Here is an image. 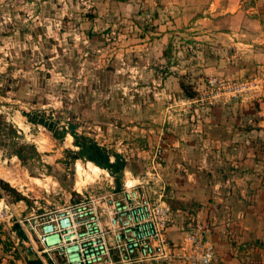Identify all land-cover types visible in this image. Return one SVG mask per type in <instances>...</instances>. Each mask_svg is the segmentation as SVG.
Returning <instances> with one entry per match:
<instances>
[{
    "label": "rangeland",
    "instance_id": "1",
    "mask_svg": "<svg viewBox=\"0 0 264 264\" xmlns=\"http://www.w3.org/2000/svg\"><path fill=\"white\" fill-rule=\"evenodd\" d=\"M247 3L0 0V264L35 256L17 219L137 179L207 224L214 264H264L239 224L264 207V0ZM71 130L121 157L118 183L83 180Z\"/></svg>",
    "mask_w": 264,
    "mask_h": 264
},
{
    "label": "built area",
    "instance_id": "2",
    "mask_svg": "<svg viewBox=\"0 0 264 264\" xmlns=\"http://www.w3.org/2000/svg\"><path fill=\"white\" fill-rule=\"evenodd\" d=\"M133 181L120 191L83 195L32 222L17 219L29 250L40 264H213L207 224L190 217L181 240L172 241L174 216L162 189H151L144 179Z\"/></svg>",
    "mask_w": 264,
    "mask_h": 264
},
{
    "label": "crops",
    "instance_id": "3",
    "mask_svg": "<svg viewBox=\"0 0 264 264\" xmlns=\"http://www.w3.org/2000/svg\"><path fill=\"white\" fill-rule=\"evenodd\" d=\"M121 1H125V0H121ZM127 1V0H126ZM129 1V0H128ZM260 1V0H259ZM231 2L236 3V7L234 9H226L224 12H230V13H236L237 15L242 13L245 17L251 16L250 11L252 10V12H256L257 14H259L258 12V7H249L247 0H234V1H229V0H202V4L203 6L201 7L200 10H205L203 12H210V14H212L214 12V10H216V8H220V6L222 8H226V6H228L229 4H231ZM263 2V1H262ZM173 3H178V2H173ZM260 16V15H259ZM259 16H255L258 17ZM206 19H210L209 16H206ZM250 19V18H248ZM240 148V145H239ZM254 212L255 215H248L246 216V218L242 221H239V224L242 226L241 228H249L251 225H249V223H252L256 228H258V230H256V232L254 233V238H262L264 237V231L261 230L262 228H264V219L262 218L261 215H257L256 212H261L262 210L264 211V207L260 205V207L258 205L254 206ZM259 208V209H258ZM174 216V223L173 226L171 227L169 233H168V237L172 240V241H180L182 238V232H181V228L184 225V223L189 219L187 218L186 220L182 221L180 223V219H178V217H176L175 214H173ZM247 218L251 219L250 222H248V220H246ZM181 224V225H180ZM180 225V226H178ZM243 229H241L240 233L242 236L238 235V238H243V236L248 235L249 233H246V231H243ZM227 255H225L222 260L224 262H228V264H231L232 260L231 258L227 259ZM14 263L16 264H28V261H34L35 256L33 254H27L26 256H23L21 253L16 254V256H14L13 258ZM218 259V255H216L215 253V260L213 261V264L216 262V260ZM145 264H154V263H145ZM174 264V263H173ZM176 264V263H175Z\"/></svg>",
    "mask_w": 264,
    "mask_h": 264
},
{
    "label": "trees",
    "instance_id": "4",
    "mask_svg": "<svg viewBox=\"0 0 264 264\" xmlns=\"http://www.w3.org/2000/svg\"><path fill=\"white\" fill-rule=\"evenodd\" d=\"M73 129V127L71 126ZM71 135L74 139V145L80 148L81 154L93 165L108 170L111 175H113L117 181V176L123 174V170L125 167V162L121 159L118 154L110 155L100 146L95 143L88 141L84 136L78 135L76 132L71 130ZM21 148H24L21 146ZM14 155L22 159V151L19 149L14 152ZM113 157V161H111L110 157ZM2 181H0L1 183ZM119 185V184H118ZM6 186V185H5ZM18 198L22 199V197L18 196ZM23 234V233H22ZM28 264H40L39 260L28 261Z\"/></svg>",
    "mask_w": 264,
    "mask_h": 264
},
{
    "label": "bare ground",
    "instance_id": "5",
    "mask_svg": "<svg viewBox=\"0 0 264 264\" xmlns=\"http://www.w3.org/2000/svg\"><path fill=\"white\" fill-rule=\"evenodd\" d=\"M84 172L87 173V175L83 180L87 181L90 180L93 176H97L99 173L102 172V170L92 165H87L86 167L78 165V174L82 177Z\"/></svg>",
    "mask_w": 264,
    "mask_h": 264
}]
</instances>
